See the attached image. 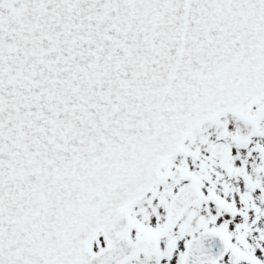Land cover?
Wrapping results in <instances>:
<instances>
[{
    "label": "snow or ice",
    "instance_id": "obj_1",
    "mask_svg": "<svg viewBox=\"0 0 264 264\" xmlns=\"http://www.w3.org/2000/svg\"><path fill=\"white\" fill-rule=\"evenodd\" d=\"M0 264H264V0H0Z\"/></svg>",
    "mask_w": 264,
    "mask_h": 264
}]
</instances>
